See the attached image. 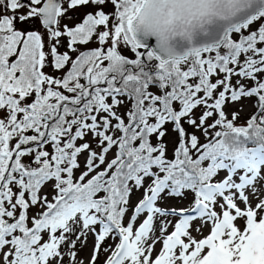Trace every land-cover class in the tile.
<instances>
[{
  "label": "snow or ice",
  "instance_id": "1",
  "mask_svg": "<svg viewBox=\"0 0 264 264\" xmlns=\"http://www.w3.org/2000/svg\"><path fill=\"white\" fill-rule=\"evenodd\" d=\"M260 231L264 0H0V264H264Z\"/></svg>",
  "mask_w": 264,
  "mask_h": 264
},
{
  "label": "rangeland",
  "instance_id": "2",
  "mask_svg": "<svg viewBox=\"0 0 264 264\" xmlns=\"http://www.w3.org/2000/svg\"><path fill=\"white\" fill-rule=\"evenodd\" d=\"M94 47V45H93ZM239 107V106H237ZM254 109L252 108L251 104H247L242 113L240 123L243 124L245 117H247ZM169 139V147L171 148V140ZM136 197H133V201L135 202ZM245 254L248 257H255L260 252L264 251V231H260L256 234V236L249 242H247V246L245 248ZM86 254V253H85Z\"/></svg>",
  "mask_w": 264,
  "mask_h": 264
},
{
  "label": "flooded vegetation",
  "instance_id": "3",
  "mask_svg": "<svg viewBox=\"0 0 264 264\" xmlns=\"http://www.w3.org/2000/svg\"><path fill=\"white\" fill-rule=\"evenodd\" d=\"M125 54H128V53H125Z\"/></svg>",
  "mask_w": 264,
  "mask_h": 264
}]
</instances>
